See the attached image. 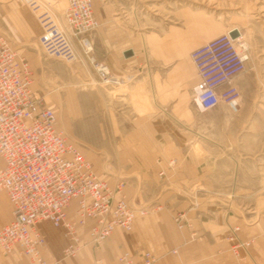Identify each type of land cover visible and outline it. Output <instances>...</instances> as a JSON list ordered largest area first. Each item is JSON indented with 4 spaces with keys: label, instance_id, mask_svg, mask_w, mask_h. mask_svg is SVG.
<instances>
[{
    "label": "rangeland",
    "instance_id": "1",
    "mask_svg": "<svg viewBox=\"0 0 264 264\" xmlns=\"http://www.w3.org/2000/svg\"><path fill=\"white\" fill-rule=\"evenodd\" d=\"M8 1L11 0H0L4 3ZM29 1L17 0V6L30 14L39 28V35L42 28L37 15L45 9L54 13L60 25L66 26L64 11L67 0H37L36 11ZM104 7L109 12V18L124 31L126 46L135 50L132 56L137 60V66L129 75L115 74L106 62L111 73L124 84L102 81L84 59L72 63L46 56L39 36L30 45L37 58V61L31 62L35 86L46 101L54 105L58 116L57 128L78 145L97 175L113 185L124 181V194L133 206L140 208L156 200L147 198L151 194L150 184H163L167 177L164 170L163 175L162 171L160 174L151 173L149 160L145 157L153 151L157 155L170 156L167 161L173 165L172 168L176 162L174 153L191 154L192 148H195L196 154L211 156L215 174L208 176L207 182L195 184L193 188L195 191L198 187L221 191L222 196L214 195L213 200L218 202H201L202 195H195L194 192L196 202H192V206H195V213L190 217L195 216L199 208H214L220 218H225V226L222 227L225 231L218 232L226 235L228 246L225 252L211 256H192L191 253L184 257L181 245L171 244L166 252L158 255L167 264L239 263L244 257H235L229 249L233 228H240L239 235L260 223V237L256 240L264 245V0H94L98 17ZM224 21L230 29L237 27L245 33L244 39L251 51L247 68L237 76L235 83L241 93L237 110L222 102L212 110L199 111L193 100L195 86L189 92L182 87L178 88V94L170 90L168 94H161L159 72L156 70L160 53L156 44L172 38L173 31L177 29L187 37V31L192 28L201 29ZM194 48H186V53ZM163 91L165 88H162ZM174 101L188 104L191 110L186 109L188 107L172 110L171 102ZM161 114L170 124L168 129L171 132L166 137L168 142L162 141L160 128L155 125L156 118ZM134 138L139 141H132ZM177 138L181 144L175 142ZM185 182L188 187L193 185L192 182ZM0 195L4 201L10 202L6 193L0 192ZM174 203L163 202V208L158 211L155 208L159 204L149 205L153 210L145 218L161 215L167 210V205ZM9 211L10 217V206ZM185 211H173L170 219L161 223L168 237L186 232L185 226L179 228L175 221L178 214H184L188 224L189 215L183 213ZM212 214L209 212V216ZM209 216L203 217L204 220H210ZM48 224L49 234L45 233L46 246L43 250L47 264H112L97 255L112 236L101 245H88L75 256L66 257L63 253L66 242L64 230L54 227L51 222ZM203 225V230L208 232L209 224ZM213 230L214 233L218 231L217 228ZM194 236L190 234L184 244L195 240ZM249 236L251 238L244 240L251 241L247 248L255 241V236ZM147 251L144 250V253ZM18 252L25 263L36 264L29 256ZM125 252L131 253L124 249L121 254ZM250 253L258 261L251 248ZM159 256H156L158 260ZM110 260L121 264L118 254Z\"/></svg>",
    "mask_w": 264,
    "mask_h": 264
},
{
    "label": "built area",
    "instance_id": "2",
    "mask_svg": "<svg viewBox=\"0 0 264 264\" xmlns=\"http://www.w3.org/2000/svg\"><path fill=\"white\" fill-rule=\"evenodd\" d=\"M29 4L37 10V0ZM37 17L42 28L39 43L46 56L72 63L84 59L102 81L118 80L95 54L94 34L101 20L94 0H67L66 26L50 10ZM232 30L190 52L198 74L193 100L199 111L212 110L222 102L236 110L240 106L241 93L234 79L246 70L251 51L243 35L239 32L234 38ZM34 84L29 59L0 34V156L4 162L0 192L12 204V219L0 228V256L18 249L36 264H47L43 256L46 238L38 227L41 222L64 230L63 253L70 257L88 245H101L116 229L131 231L136 218L153 209L133 206L123 192L124 181L113 185L97 175L78 145L57 128L55 108ZM175 221L183 228L186 217L178 214ZM239 229L233 228L229 236L230 250L242 258V250L251 241L241 240ZM119 260L137 264L129 252ZM157 260L147 251L139 264H156Z\"/></svg>",
    "mask_w": 264,
    "mask_h": 264
},
{
    "label": "crops",
    "instance_id": "3",
    "mask_svg": "<svg viewBox=\"0 0 264 264\" xmlns=\"http://www.w3.org/2000/svg\"><path fill=\"white\" fill-rule=\"evenodd\" d=\"M17 5V0H11L5 3L0 2V34L7 36L11 40L15 49L21 55L26 56L30 62L37 61L36 56H34L36 55V52L30 50V45L33 44L34 39H38V36H40L39 28L36 26L30 14ZM99 17L101 19V26L97 29L94 36L95 54L97 58L107 62L115 74L127 73V75H129L128 73L131 72L132 68L134 69L137 66V60H135L133 56H125L124 52L128 49H133V47L130 48L129 46H126L124 31L118 26L117 22H113L109 18V12L105 7L99 12ZM229 28L231 27H229L227 21L219 22L210 27H203L201 29L192 28L187 31L189 34L187 37L183 35V31L177 29L173 31L172 38L159 41L156 44L160 53L157 60L156 70L159 72V88L161 94H168L169 90L175 91L178 94V88L182 87L185 92L191 91L198 82V74L190 58V53H186V48H196L221 35ZM237 80L236 77L234 83H236ZM34 87L38 92L40 91L36 88L35 84ZM162 88H165V91L162 92ZM171 103L173 104L171 108L172 110H184L185 107H188L186 109L191 110L186 103L177 101ZM51 106L54 107V105ZM165 110H167V108H165ZM156 122L155 125L160 128V137L162 141L165 140V142H168L166 137L171 132L168 129L170 127L169 122L167 119L163 118L162 114L158 119L156 118ZM193 132L195 131L193 130ZM124 140L125 139L122 141ZM128 141L131 140L129 139ZM132 141L138 142L139 139H132ZM175 142L181 144V141L178 138ZM194 145L195 144H193L192 147H194ZM174 154L176 160L174 168H172L173 165H170L167 161L170 156L167 157L162 154L157 155V153L153 151L149 156L145 157V159L149 160L148 163L150 164V171L152 174H160V172L164 170L167 177L164 179L163 184L159 183L160 185L156 184V186L154 183L150 184L149 192L151 194L150 196H147V198L156 200L141 207H150L149 205L159 204L157 205L159 206V209L156 208V211H158L163 208V202H175L174 205H165L167 210L160 213L161 215L154 214V216L151 215L150 218H145L146 215H139L134 222L133 229L127 234H124L121 229H116L113 232L112 237L106 245L100 249L97 255L107 259V261H110L112 264H117L110 260V258L117 254L119 257L121 252L126 249L132 253L130 254L134 257L135 262L139 264L142 263L144 259V250H148L155 256H159L158 254L166 252L168 246L171 244L181 245L184 257L191 253L192 256L200 254L211 256L225 252L224 249L228 246L226 235L218 233L220 230L223 231L224 229L222 227L225 226L223 224L226 222L225 218H220L219 213L217 211L215 212L214 208H208L206 210H200L199 208L196 215L190 217V215L195 213L193 212L195 206H192V202H196L195 195H202L201 202H218V200H213L214 195L219 194L222 196L221 191H213L210 188L203 190L202 187H198L197 191H195L193 188L195 184L207 182L206 178L215 174L213 169V159L211 156L196 154L195 148H192L191 154ZM0 159V167H2L4 162L1 156ZM185 181L188 183L192 182L193 185L188 187ZM109 183L111 182L109 181ZM130 203H132L131 200ZM9 206L11 207L10 217ZM177 210H186L187 212L185 211L183 213L189 215H187L188 224L186 223L185 225L186 232H177L174 237L172 236L173 238L170 236L169 238L167 231L163 230L161 223L165 222L166 219H170V215H172L173 211ZM209 212H212L213 214L209 216ZM206 216H209L208 219L210 220H204L203 217ZM11 219L12 204L11 202H7V200L4 201L3 197L0 195V228L7 224ZM48 223L49 221H44L38 225L44 236L45 233L49 234ZM203 224H209L211 230L208 229L209 231L205 232L202 228L204 226ZM259 224L260 223L251 226L250 231H245L243 233L240 232L238 235L241 240L251 238L249 235L255 236V241L250 248L258 261H256L250 253V248H247L242 250V256L244 259L238 261L239 263L234 261L229 262L228 264H250L249 261L253 262L251 264H264V245H260L259 241L256 240L260 237L258 232L260 229ZM212 226L218 229L216 233L213 232L214 228ZM190 234L195 235L193 237L195 240L188 241V244H184V241L186 238H189ZM215 238L220 240L217 241ZM229 245L231 246V242H229ZM120 248H123V250L120 251ZM18 251L19 250H15L9 255H1L0 264H29L25 263L24 258ZM158 261L156 264H167L160 256ZM62 264L72 263L65 262Z\"/></svg>",
    "mask_w": 264,
    "mask_h": 264
},
{
    "label": "water",
    "instance_id": "4",
    "mask_svg": "<svg viewBox=\"0 0 264 264\" xmlns=\"http://www.w3.org/2000/svg\"><path fill=\"white\" fill-rule=\"evenodd\" d=\"M238 33H239V31L234 29V30H232L231 35H232V37L235 38L238 36ZM124 54H125V56L129 57V56H132L134 54V51H133V49H128L124 52Z\"/></svg>",
    "mask_w": 264,
    "mask_h": 264
},
{
    "label": "bare ground",
    "instance_id": "5",
    "mask_svg": "<svg viewBox=\"0 0 264 264\" xmlns=\"http://www.w3.org/2000/svg\"><path fill=\"white\" fill-rule=\"evenodd\" d=\"M233 30L234 29H236V30H238L242 35H243V37H245V33L240 29V28H237V27H235V28H232ZM244 41H245V39H244ZM246 42V41H245ZM247 43V42H246ZM116 79H118V78H116ZM115 83H117V84H123L124 82H122V81H119V80H115L114 81Z\"/></svg>",
    "mask_w": 264,
    "mask_h": 264
}]
</instances>
